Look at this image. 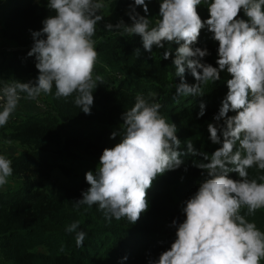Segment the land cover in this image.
I'll return each mask as SVG.
<instances>
[{"label": "clouds", "instance_id": "1", "mask_svg": "<svg viewBox=\"0 0 264 264\" xmlns=\"http://www.w3.org/2000/svg\"><path fill=\"white\" fill-rule=\"evenodd\" d=\"M151 2L132 0L125 13L131 22L120 19L105 23L104 29L138 35L149 54L154 47L164 49L163 60L174 52L172 65L180 81L170 85L174 98L203 97L202 85L220 81L222 72L230 76L218 111L207 124L208 139L219 147L209 155L188 141L186 150H181L177 126L161 114L158 94L137 95L133 106L122 113L119 129L110 134V139L119 136V142L104 148L95 171L85 173L89 187L73 206L79 210L82 205H96L109 222L127 218L135 224L149 209L147 190L157 177L180 169L185 156H198L202 159L193 165L202 170L204 179L181 202L183 220L171 221L174 240L148 264H262L264 230L246 216L264 209V176L259 181L249 178L253 167L264 171V0H159L155 21ZM202 3L209 14L205 20L197 11ZM46 7L52 14L42 20L41 29L30 30L33 43L27 53L35 58L38 75L0 87V127L21 99L38 100L53 87L57 97L75 95L80 111L91 114L93 92L101 80L93 77L98 57L93 37L104 20L105 0H47ZM202 29L218 42L216 66L204 59L211 55L208 48L197 46ZM186 72L195 83L186 82ZM205 110L201 101L196 118ZM12 175V160L0 154V187ZM66 231L76 233L77 247L84 245L87 233L79 230V222ZM127 259L121 257L118 264Z\"/></svg>", "mask_w": 264, "mask_h": 264}, {"label": "trees", "instance_id": "2", "mask_svg": "<svg viewBox=\"0 0 264 264\" xmlns=\"http://www.w3.org/2000/svg\"><path fill=\"white\" fill-rule=\"evenodd\" d=\"M131 2L105 0L101 12L104 20L98 23L93 37L98 53L93 77L101 80L93 92L90 115L75 105V95L57 97L53 87L52 93L38 98L45 106L40 115L12 120L0 129L3 141L22 148L18 155L8 157L12 160L10 177L14 184L0 192V264H118L124 256L128 257L125 264H148L174 240L171 221L183 220L181 202L204 179L202 170L193 165L201 157L187 155L180 169L157 177L147 190L149 209L135 224L127 218L109 222L96 205H82L79 210L73 206L89 187L85 173L95 171L104 148L119 142V136L110 139V134L119 129L122 113L133 106L137 95L147 98L150 93L158 94V102L163 105L161 114L177 126L181 150H186L188 141L209 155L219 147L208 139L207 124L218 111L230 76L222 72L220 81L202 85L203 97L174 98L175 89L170 85L180 82L172 65L174 52L163 60L164 49L154 47L149 54L138 35L104 29L105 23L116 24L120 19L130 23L125 13ZM46 5L47 0H0V48L1 41L15 46L2 55L3 67L11 71L10 83L35 80L38 75L35 58L27 53L33 43L30 30L41 29L42 20L52 14ZM149 9L151 19H158L159 0H152ZM137 11L143 15L139 7ZM197 11L202 20L208 18L207 4L199 5ZM198 40L197 46L211 52L205 61L216 66L218 42L205 29ZM1 74L0 71V78ZM185 80L195 83L187 72ZM201 101L206 103L205 115L197 119ZM54 168L64 179L52 176ZM231 175L235 178L234 173ZM261 176L264 171L249 169L250 179L259 181ZM246 211L242 209V214ZM246 218L264 230V209ZM73 222H79V230L87 233L82 247L76 246V233L66 231Z\"/></svg>", "mask_w": 264, "mask_h": 264}, {"label": "crops", "instance_id": "3", "mask_svg": "<svg viewBox=\"0 0 264 264\" xmlns=\"http://www.w3.org/2000/svg\"><path fill=\"white\" fill-rule=\"evenodd\" d=\"M0 29H1V26H0ZM1 42H2V46H1L0 50L2 53L0 52L1 53L0 54V71L2 72V74H1L2 79L0 78V82L3 85H7V84H10L11 71L4 68L5 66L2 63V55L4 54L3 52H5L9 49H14L15 46L13 43H6L3 41H1ZM41 113H42V109L38 105V102L36 100H29L27 98H23V99H21L17 110L11 115V117L9 118L7 123H9L10 121L15 120V119L22 120V119H26L28 117L40 115ZM1 128L2 127H0V129ZM20 151H22V148L20 146H18L15 143L5 142L0 137V154H5L7 157H9V156L18 155L20 153ZM13 184L14 183H13L11 177H9L8 183L6 185H4L3 187H0V192L3 190H6L7 188L12 187Z\"/></svg>", "mask_w": 264, "mask_h": 264}, {"label": "rangeland", "instance_id": "4", "mask_svg": "<svg viewBox=\"0 0 264 264\" xmlns=\"http://www.w3.org/2000/svg\"><path fill=\"white\" fill-rule=\"evenodd\" d=\"M21 152V151H20ZM52 176L56 179H64V176L61 174L58 168H54L52 171Z\"/></svg>", "mask_w": 264, "mask_h": 264}, {"label": "built area", "instance_id": "5", "mask_svg": "<svg viewBox=\"0 0 264 264\" xmlns=\"http://www.w3.org/2000/svg\"><path fill=\"white\" fill-rule=\"evenodd\" d=\"M3 86H5V85H3V84L0 82V87H3ZM21 95H22V94H21ZM22 96H24V95H22ZM36 101L38 102V105H39L40 107H42V108L45 107L40 101H38V100H36Z\"/></svg>", "mask_w": 264, "mask_h": 264}]
</instances>
